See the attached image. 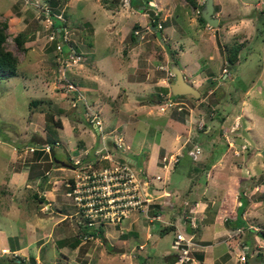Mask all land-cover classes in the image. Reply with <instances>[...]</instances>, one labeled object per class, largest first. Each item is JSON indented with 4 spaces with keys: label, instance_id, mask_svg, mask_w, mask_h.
I'll list each match as a JSON object with an SVG mask.
<instances>
[{
    "label": "rangeland",
    "instance_id": "rangeland-1",
    "mask_svg": "<svg viewBox=\"0 0 264 264\" xmlns=\"http://www.w3.org/2000/svg\"><path fill=\"white\" fill-rule=\"evenodd\" d=\"M195 1L0 0L4 48L17 59L0 78V264H170L178 231L264 254V0H213L217 26L200 20L207 0ZM51 12L65 22L63 49ZM172 65L198 97H171ZM121 167L132 178L120 190L140 206L104 221V239L83 236L73 189ZM240 192L250 234L226 224Z\"/></svg>",
    "mask_w": 264,
    "mask_h": 264
},
{
    "label": "built area",
    "instance_id": "built-area-1",
    "mask_svg": "<svg viewBox=\"0 0 264 264\" xmlns=\"http://www.w3.org/2000/svg\"><path fill=\"white\" fill-rule=\"evenodd\" d=\"M63 44H65L64 40L57 45V48L61 49ZM131 178L126 167H121V172H118V169L114 172H108L105 169L102 173L88 176V179H90L86 180L88 190H85L86 187H82V192L73 189L74 198L79 205V209L83 212V216L92 220L90 224L93 225V220L96 218L100 223L109 222V220L119 223L127 217L130 209L133 210L134 207L140 206V196L135 193V190H120L121 187L131 182ZM103 190L106 194L103 192L104 194L100 195ZM195 246L196 244L191 237H187L182 232H176L172 247L176 252L178 264H184L192 260L190 254L194 251ZM240 261L243 263L246 261L244 254L240 257Z\"/></svg>",
    "mask_w": 264,
    "mask_h": 264
},
{
    "label": "trees",
    "instance_id": "trees-1",
    "mask_svg": "<svg viewBox=\"0 0 264 264\" xmlns=\"http://www.w3.org/2000/svg\"><path fill=\"white\" fill-rule=\"evenodd\" d=\"M144 1H145V4H146L150 0H144ZM186 1L189 4H191L194 8H197V2L195 0H186ZM51 3H54V2L51 1ZM50 17H51V20H52V26H53L52 28H54V29L60 28L61 29L59 31H55L56 35L52 39L53 46H57V44L59 42L63 41V28L65 26V22L60 20L59 18H57L55 15H53L52 12L50 14ZM200 20L202 22H205L201 16H200ZM155 22H156V20H153L152 21V25L156 28L157 24ZM5 27H6V23H1L0 22V78H2V76L4 74H11L12 76H14L16 74V72H17V59L13 56V54L10 51H7L4 48V43L6 41ZM137 37L138 36L135 35L133 31L130 32L129 39L131 41H136ZM14 40H15V42H16V44L18 46H22V44L25 42V36H23L22 34H19L18 36L14 37ZM61 49H63V47H61ZM236 52H234L232 54L233 56H228V61L230 62V64L234 63ZM171 97L174 98L173 95ZM34 103H36V101H34ZM178 119H180L179 121L183 120L180 117H178ZM220 121H223V119L221 118ZM46 127H47V129L49 131L48 132L49 135H48L47 144H48L50 150L53 151V145H54V142H55L54 141V136L57 134L56 117L53 114H50L49 119L47 120ZM35 151H36L37 154H41L40 150H35ZM50 162L52 164L55 163V155H54V153H53V156H52ZM35 198H36V196H35ZM38 201L43 202L44 198L40 197V198H38ZM239 201H240L241 204H240V206L238 208L237 216H236L235 220H229V219L226 220L227 224L234 223V227L235 228H237V227L239 228L241 226H245V222H244V220L242 219L241 216H242V214H243V212L245 210V207H246V205L248 203V200H247V198L245 196L242 195L241 192H240ZM151 213H152V217L155 218V219L159 215V214H157L156 210H154V209H153V211ZM90 223H92V220L89 219V218H85V223L81 224V226H80L81 234L83 236H95V237H100V238L104 239L105 238L104 237V227H103L104 223L101 222L96 228ZM248 231H250V230H248ZM262 234H264V232H262ZM174 238H175V234H174ZM9 241H11L10 249L11 250H16L15 244L13 243L15 240L13 241V238L9 237ZM76 243H78V240H76ZM108 247H109V250L112 251V247L113 246L108 245ZM261 256H262L261 254H256L255 255L257 260H258V257H261ZM168 257H170V263H173L176 260V258L174 257V254H173V256L169 255ZM245 258H246V256H245ZM246 263L249 264L248 262H246Z\"/></svg>",
    "mask_w": 264,
    "mask_h": 264
},
{
    "label": "crops",
    "instance_id": "crops-1",
    "mask_svg": "<svg viewBox=\"0 0 264 264\" xmlns=\"http://www.w3.org/2000/svg\"><path fill=\"white\" fill-rule=\"evenodd\" d=\"M240 201H239V206H240ZM248 205V203H247ZM246 205V206H247ZM238 206V208H239ZM237 208V210H238ZM247 207H245L246 209ZM237 212V211H236ZM245 212V210H244ZM243 212V213H244ZM243 215V214H242ZM236 214L234 217H231L229 218V220H235L236 218ZM242 217V216H241ZM242 219L244 220L245 222V226H241V227H237L235 228L234 227V223H230V224H227V226L229 227L230 230H235L237 231H240L241 229L243 228H247L249 231V234L252 233V231H256V227L252 228V227H248L247 226V223H246V218L242 217ZM188 227V226H187ZM186 227V228H187ZM188 229V234H190L192 237L195 235L196 236V233L194 232V230H192V228H187ZM179 232V231H178ZM193 233V234H192ZM209 234V236L213 237V233L214 232H207ZM176 234V233H175ZM187 234V233H186ZM173 241H174V236H173V240H172V244H173ZM225 241V240H224ZM229 242L225 241L224 243H221V242H206L205 244L201 245V244H198L196 243V246L194 247V251H198L196 252V259H194V257H192V262L190 261V264H235L237 261H239L238 263L239 264H247L246 262H248L249 258L250 257H253L254 255H249V250H250V246L245 243L242 247V253L246 256V261L243 263L241 262L239 259H240V256L239 254L237 255L236 251H232L230 250L229 248ZM172 244H171V248H172V253L170 254H174L176 255V252L175 250L173 249L172 247ZM224 245V248L223 247H220V245ZM260 254V253H259ZM262 255V254H261ZM256 259V257H255ZM257 260V259H256ZM261 260H264V254L261 256ZM177 261V259L173 262V263H170V264H175V262ZM194 262V263H193ZM189 263V262H188ZM260 263V262H259ZM258 263V264H259Z\"/></svg>",
    "mask_w": 264,
    "mask_h": 264
},
{
    "label": "water",
    "instance_id": "water-1",
    "mask_svg": "<svg viewBox=\"0 0 264 264\" xmlns=\"http://www.w3.org/2000/svg\"><path fill=\"white\" fill-rule=\"evenodd\" d=\"M213 13V0H207L201 16L203 18V20L209 25V26H217L218 25V19L214 18L212 16ZM172 73L175 76V81L170 85V90H171V94L173 96H179V95H192L195 98L198 97L200 95V92L194 88L193 86H191L190 84H188L185 79L184 76L182 74V72L180 71V69L174 65H172ZM262 154L264 155V150L262 151ZM55 162H59L62 166H67V164H65L64 162H61L59 160L55 159ZM112 252H116V253H122L124 252V248H118L113 246L112 247ZM249 264H258L259 262L255 259V257H250L248 260Z\"/></svg>",
    "mask_w": 264,
    "mask_h": 264
}]
</instances>
